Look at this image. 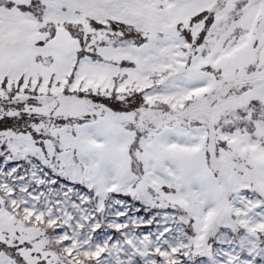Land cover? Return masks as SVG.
Listing matches in <instances>:
<instances>
[{
  "label": "snow or ice",
  "instance_id": "1",
  "mask_svg": "<svg viewBox=\"0 0 264 264\" xmlns=\"http://www.w3.org/2000/svg\"><path fill=\"white\" fill-rule=\"evenodd\" d=\"M0 264H264V0H0Z\"/></svg>",
  "mask_w": 264,
  "mask_h": 264
}]
</instances>
